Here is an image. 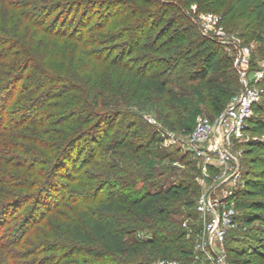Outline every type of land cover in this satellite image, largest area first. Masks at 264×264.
<instances>
[{
  "label": "trees",
  "instance_id": "16d2710c",
  "mask_svg": "<svg viewBox=\"0 0 264 264\" xmlns=\"http://www.w3.org/2000/svg\"><path fill=\"white\" fill-rule=\"evenodd\" d=\"M193 5L264 57V0H0V264L193 258L199 174L179 163L197 158L142 119L166 114L188 136L242 89L236 53L202 34ZM246 130L229 264L264 261L263 101ZM245 229L253 249L231 245Z\"/></svg>",
  "mask_w": 264,
  "mask_h": 264
},
{
  "label": "built area",
  "instance_id": "2783aa9c",
  "mask_svg": "<svg viewBox=\"0 0 264 264\" xmlns=\"http://www.w3.org/2000/svg\"><path fill=\"white\" fill-rule=\"evenodd\" d=\"M191 17L203 35L237 48L235 67L242 89L216 120L201 114L190 135L169 131L162 142L164 146H169L180 141L195 158L202 160L201 173L197 177L202 192L196 205L200 230L193 258L188 262L159 259L158 264H229L227 241L230 233L239 228L237 193L244 186L243 147L236 151L233 148L249 139L246 128L254 114L255 104L263 95L257 84L264 71L255 73V85H251L252 48L226 29L221 14L198 13L197 5H193ZM148 120L156 122L152 116H148Z\"/></svg>",
  "mask_w": 264,
  "mask_h": 264
},
{
  "label": "rangeland",
  "instance_id": "374dc122",
  "mask_svg": "<svg viewBox=\"0 0 264 264\" xmlns=\"http://www.w3.org/2000/svg\"><path fill=\"white\" fill-rule=\"evenodd\" d=\"M192 14V13H191ZM231 33V32H230ZM232 35H234L235 37H237L236 36V33L235 32H233V33H231ZM238 38V37H237ZM241 39V38H240ZM241 41L244 43V40L243 39H241ZM245 44V43H244ZM246 45H248V44H246ZM249 46L252 48V53H253V56H252V63H251V66H250V74H249V78H250V82H251V85H255V73L258 71V70H263L264 71V57L263 56H261V55H259L258 54V48H259V46H260V44L256 41V40H254V41H252V42H250V44H249ZM228 47V46H227ZM227 50H228V52H230V53H236V50H237V48L235 47V46H232V47H228L227 48ZM257 86L262 90V97H261V99H260V101H263L264 102V74H263V77L261 78V80L258 82V84H257ZM176 108V112L178 113V115H180V116H182V117H184L185 116V113H186V110H185V108L183 107V106H177V107H175ZM148 116H152L155 120H156V122L155 123H153V122H150L149 120H148ZM213 120H216L217 119V117H211ZM142 119H144L145 121H146V123H147V128H149V130H159L160 131V133H161V136H162V138H163V140L165 139V137L166 136H168V132L169 131H171V132H175V133H177V131H175V130H172L171 129V127H170V124H171V120H169L168 118H166V114H164V116H162V118H157V116H155V115H149V114H143V118ZM149 121V122H147V120ZM143 120V121H144ZM145 121H144V123H145ZM145 123V124H146ZM177 134H179V133H177ZM243 145V144H242ZM241 144H239V143H237V145H236V148H233L234 149V151H236L238 148H240V146L241 147H243ZM92 146H93V144L90 142V140L89 141H83V142H80L78 145H77V150H78V152H80L81 150L83 151V154H85V153H87L88 152V150L90 149V148H92ZM164 146V145H163ZM165 148H167V147H173V148H180V151H179V153H178V157L179 158H181L182 156H184V154H186V152L188 151L187 150V148H186V146L183 144V143H181L180 141H176V142H174V143H172L171 145H169V146H164ZM156 152H164V151H162V150H157ZM188 157V159L190 160L189 162L192 164V165H189V166H185L184 164H182V163H179L181 166H183V168H190L191 166H197V168H198V173L197 174H199L200 175V173H201V166H202V160H195V159H193L190 155H188L187 156ZM78 158V153H77V151L75 152V158H74V161L76 160H78L77 159ZM165 163L166 164H168L169 163V159H165ZM71 166L67 169H63L64 170V172H66L67 173V171L68 172H71L72 170H73V167H72V164L71 163H69ZM215 173H216V171H215ZM198 175V176H199ZM197 182H198V180H197ZM62 183V181H59V185H60V187H61V184ZM198 184H199V182H198ZM199 186H200V195H201V192H202V187H201V185L199 184ZM199 195V196H200ZM194 216V215H193ZM192 219H189V218H186L185 219V222H192L191 221ZM250 231L248 230V229H245L244 231H243V234H242V239L240 240V243H236V242H233V243H231V245H233V246H241V243L242 242H247V245H246V247H249V248H251V249H253L252 248V246H253V242H249V240H248V236H249V233ZM260 264H264V261H262Z\"/></svg>",
  "mask_w": 264,
  "mask_h": 264
}]
</instances>
